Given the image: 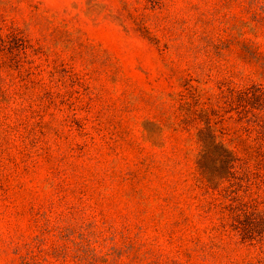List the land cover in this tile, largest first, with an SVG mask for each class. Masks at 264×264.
Instances as JSON below:
<instances>
[{"label": "rangeland", "instance_id": "obj_1", "mask_svg": "<svg viewBox=\"0 0 264 264\" xmlns=\"http://www.w3.org/2000/svg\"><path fill=\"white\" fill-rule=\"evenodd\" d=\"M253 85L264 0H0V264H264V176L243 238L179 99ZM258 106L218 122L252 162Z\"/></svg>", "mask_w": 264, "mask_h": 264}, {"label": "trees", "instance_id": "obj_2", "mask_svg": "<svg viewBox=\"0 0 264 264\" xmlns=\"http://www.w3.org/2000/svg\"><path fill=\"white\" fill-rule=\"evenodd\" d=\"M193 93L192 90L188 93L185 91L179 99L184 123L196 126V142L199 146L197 171L200 180L207 190L215 194V199L221 210L227 213L234 229L241 237L248 238L252 228L244 226L242 218L257 212L256 206L260 203L249 188L259 183L260 189L258 180L264 176V119L257 122L259 135L252 153L256 162L241 157L235 151L218 122L221 110L238 111L240 115L246 114L245 118L248 117L254 112L255 102L259 103L258 109L263 111L261 116H264V88L258 85L240 90L221 88L218 107L202 103Z\"/></svg>", "mask_w": 264, "mask_h": 264}]
</instances>
